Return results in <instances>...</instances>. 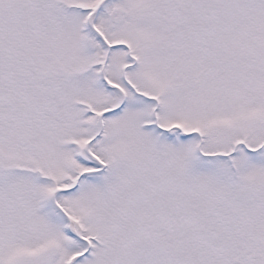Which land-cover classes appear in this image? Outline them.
Here are the masks:
<instances>
[{
  "label": "snow or ice",
  "instance_id": "6c2138e0",
  "mask_svg": "<svg viewBox=\"0 0 264 264\" xmlns=\"http://www.w3.org/2000/svg\"><path fill=\"white\" fill-rule=\"evenodd\" d=\"M0 264H264V0H0Z\"/></svg>",
  "mask_w": 264,
  "mask_h": 264
}]
</instances>
